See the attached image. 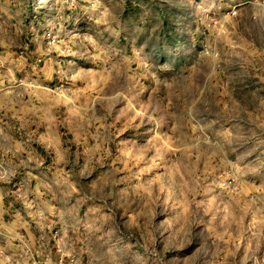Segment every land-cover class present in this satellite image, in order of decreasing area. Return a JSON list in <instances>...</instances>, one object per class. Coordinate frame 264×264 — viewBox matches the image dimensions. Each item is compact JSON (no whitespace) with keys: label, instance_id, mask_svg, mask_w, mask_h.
Masks as SVG:
<instances>
[{"label":"clouds","instance_id":"obj_1","mask_svg":"<svg viewBox=\"0 0 264 264\" xmlns=\"http://www.w3.org/2000/svg\"><path fill=\"white\" fill-rule=\"evenodd\" d=\"M0 264H264V0H0Z\"/></svg>","mask_w":264,"mask_h":264}]
</instances>
